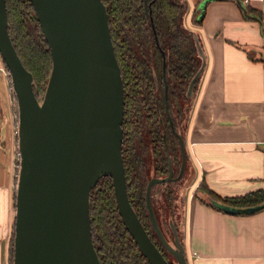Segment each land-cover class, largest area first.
<instances>
[{
  "label": "water",
  "instance_id": "1",
  "mask_svg": "<svg viewBox=\"0 0 264 264\" xmlns=\"http://www.w3.org/2000/svg\"><path fill=\"white\" fill-rule=\"evenodd\" d=\"M52 54L44 94L34 90L33 73L22 62L10 36L6 0H0V54L11 76L18 103V149L13 264H102L93 242L91 191L102 176L113 179L120 214L151 264H171L153 242L134 210L127 191L122 152L125 90L103 0H31ZM147 8V7H146ZM201 65L188 95L206 66L195 33ZM184 152V144L182 143ZM185 154L181 171L184 170ZM152 177L146 201L151 222L178 264H188L183 241L174 243L158 225L150 191L172 181ZM211 204L229 213L264 208L236 207L216 199Z\"/></svg>",
  "mask_w": 264,
  "mask_h": 264
},
{
  "label": "crops",
  "instance_id": "2",
  "mask_svg": "<svg viewBox=\"0 0 264 264\" xmlns=\"http://www.w3.org/2000/svg\"><path fill=\"white\" fill-rule=\"evenodd\" d=\"M187 3L186 23L198 33L207 59L186 131L189 169L180 186L187 262L264 264V208L229 213L204 201L210 200L206 193L194 195L203 178L222 197L264 189V0ZM243 7L253 8L251 17ZM3 67L0 54V264H9L16 123Z\"/></svg>",
  "mask_w": 264,
  "mask_h": 264
},
{
  "label": "trees",
  "instance_id": "3",
  "mask_svg": "<svg viewBox=\"0 0 264 264\" xmlns=\"http://www.w3.org/2000/svg\"><path fill=\"white\" fill-rule=\"evenodd\" d=\"M103 2L108 11L114 49L124 82L122 152L127 190L132 206L145 222L148 216L142 172L149 164L148 159L153 158L158 175L168 173L153 66L149 62L153 58L155 67L160 69L163 55L155 33L167 57L170 91L178 112L177 118L181 122L184 120V126L187 121L185 114L181 112L180 103L190 100L191 97L186 95L187 86L202 60L198 55L194 32L184 22L187 0H148L154 27L146 15L144 0ZM6 5L8 30L13 44L26 68L33 73L34 90L44 94L52 69V54L34 6L31 0H6ZM243 9L246 16H252L253 8ZM194 20L197 21L196 16ZM200 80L201 76L195 88H198ZM10 89L13 112L18 121L17 98L12 86ZM191 105V101L185 104L186 114L192 109ZM145 141H149L152 150L148 157L143 150H139V146ZM199 192L207 194L210 200L201 198L209 205H212V199L236 207L255 206L264 202V189L222 197L207 185L205 178L201 180L194 195L199 197ZM168 195L169 200H172L171 193ZM90 212L93 242L102 264H151L131 236L120 214L111 176H102L92 189ZM13 241L14 233L11 239L10 264L13 260Z\"/></svg>",
  "mask_w": 264,
  "mask_h": 264
},
{
  "label": "flooded vegetation",
  "instance_id": "4",
  "mask_svg": "<svg viewBox=\"0 0 264 264\" xmlns=\"http://www.w3.org/2000/svg\"><path fill=\"white\" fill-rule=\"evenodd\" d=\"M144 1H145L146 15H147L148 18L151 19L152 25L154 27V24H153V20L154 19H153V16L151 15V12H150V9H149V4L150 3L148 2V0H144ZM188 10H189V5H188V8H187L186 14H187ZM186 14L184 16V22L188 26V24L186 23ZM194 19H195V17L193 15V22L195 21ZM194 23H198V20L195 21ZM189 28L191 30H193L194 35H195V33H197L191 27H189ZM155 32H156V30H155ZM155 36H156L157 43L160 46L161 53L163 55L162 56V59H161L160 69L155 67V62L153 61V58H151V60H149V62L153 66V77H154V80H155L156 95H157V98H158L157 99V108H158V113H159V121H160L161 127H162V136H163V142H164V151H165V153L167 155V160H168V173L166 175H164V176H167L169 174V158H171L172 167H173V171H174L173 176L176 177L172 181L160 182V183H162L163 184V187L167 189L166 190V194H167V198L168 199H169L168 193H171L172 200H169V201L171 202V205H173L175 203V196H176V194L178 192V188L181 189L180 186H182L183 183H184V182H177V181H179L181 179H184V181H186V177H187V173H188V171H186V170L189 169L188 158H187V151H186V145H185V136H186V131H187V127H188V122H189V117H190L191 109L188 112V114H186L185 111H184V107H185V104H188L190 101L192 103L191 108L193 107L194 100H195L194 98H195V96L197 94V91H198V88H199V85H197L198 88H195L196 87V84H198L199 77H198V79L196 80V82L194 84L193 93L191 95H188V93L186 92V95L189 96V97H191L190 100L189 101L181 102L182 104L180 103L181 112L185 114L184 117H186V121H187V125L184 126V120H182V122H181L177 118L178 112L175 109V102L173 100V97H172L171 91H170L171 84H170V82L168 80L167 57H166V54H165L164 49L162 48V46L160 45V42L158 41L157 33H155ZM198 55L200 56L199 52H198ZM195 56H196V54H195ZM189 83H190V81H189ZM189 83H188V86H187V90H188V87H189ZM182 143L184 144V152H183V148H182ZM142 144L144 145V149H145V151L143 150L144 155L147 156V157H148V155L150 156V152L152 154V150H151V146H150L149 141H145ZM139 150L140 151L142 150V147L141 146H139ZM184 154H185V158H184V160H185L184 170H183V173L181 174V176L178 177V175L180 174V171H181V166H182L183 155ZM148 160H149L150 163H152L154 165L153 166L154 167L153 177H155V176H161V175H158L156 173V168H155L156 165H155V162L153 161V158L151 157V159H148ZM151 178L149 177L148 180L143 183L144 188H145V190H144L145 191V200H146L147 185H148V183L150 181L149 179H151ZM169 182H176V183H175V185H171V184H168ZM153 186H154V184L151 187L150 199H151V193H152V190H153ZM151 205H152V208H153L155 217L157 219L158 225L161 228L160 222H159V220L157 218V215H156V212L154 210V207H153L152 202H151ZM146 211H147L148 218H147V221H145V222H143L141 220V218L139 217L138 213L137 212L136 213H137L138 217L140 218V220L142 221L143 225L145 226L146 231L148 232V234L151 237V239L153 240V242L162 251V253L169 260V262H171V264H174L173 260L170 259L169 253L167 252L166 248L161 243V241H160V239H159V237H158V235L156 233V230H155V228H154V226H153V224L151 222L150 214H149V210H148V206H147V201H146ZM173 214L174 213H172V216H173ZM175 214H179V219L182 218V211H180L179 213H175ZM162 217H165V215L162 214ZM162 217H161V219H162ZM180 224H181V222H180ZM169 225H170V222H169ZM161 230H162V228H161ZM176 230H178L177 226H176ZM178 235H179V233H178ZM179 237H180V235H179ZM168 240L171 241L172 243H174V236H173V238H171V239L169 238Z\"/></svg>",
  "mask_w": 264,
  "mask_h": 264
},
{
  "label": "rangeland",
  "instance_id": "5",
  "mask_svg": "<svg viewBox=\"0 0 264 264\" xmlns=\"http://www.w3.org/2000/svg\"><path fill=\"white\" fill-rule=\"evenodd\" d=\"M9 77V88H11V76L10 73L8 74ZM13 88V87H12ZM10 93H11V89H10ZM12 97V96H11ZM12 108H13V99H12ZM14 113V112H13ZM18 118V117H17ZM15 119V117H14ZM17 120L15 119V123L17 124ZM16 130V127H15ZM142 150L145 151L144 149V145H141ZM19 149H18V135L15 132V144H14V162H13V167H14V177H15V197H16V185H17V178H18V171H19V162H20V155L18 154ZM154 165L152 163L149 162V164L147 165L146 169L142 172V177L144 179V182H146L148 180V178L153 177L154 174ZM188 171V169L186 170ZM150 180V179H149ZM183 180V181H182ZM143 182V183H144ZM177 182H185L184 179H181ZM176 182H169L168 184L171 185H175ZM185 188L179 189L178 188V192L175 196V203L173 205H171V202L169 201V199L167 198V194H166V188L163 187L162 183H156L153 186V190L151 193V202L153 204L154 210L156 212L157 218L160 222L162 231L164 232L165 236L169 239L173 238L176 226L178 228V230H176L177 234L179 233L180 235V239H183L182 236V227L180 222L182 223L181 219H179V214H175V213H179L180 211L183 212L184 210V200L183 197H181L183 195V192ZM205 197H207V195L204 194ZM16 200V198H15ZM16 207V206H15ZM175 211V212H174ZM172 213L173 216H172ZM162 214L165 215V217H162ZM174 219H172L171 217ZM162 217V219H161ZM170 218V219H169ZM170 222V225H169ZM149 224V223H148ZM180 224V225H179ZM13 233H14V229H13ZM12 239V238H11ZM14 244V241H13ZM10 247H11V243H10ZM14 249V246H13ZM167 252L169 253V257L171 260H173L174 264H178L175 257L167 250ZM10 257V256H9ZM13 259V257H12ZM10 264V263H9ZM12 264H13V260H12Z\"/></svg>",
  "mask_w": 264,
  "mask_h": 264
},
{
  "label": "built area",
  "instance_id": "6",
  "mask_svg": "<svg viewBox=\"0 0 264 264\" xmlns=\"http://www.w3.org/2000/svg\"><path fill=\"white\" fill-rule=\"evenodd\" d=\"M243 2H244V4H245V3H248L249 0H243ZM263 12H264V7H263ZM2 70H3V71H6V72L9 74V71H8L7 67H6V68L3 67ZM17 124H18V122H17ZM17 124H16V130H15L16 133L18 132V131H17V130H18V128H17ZM18 154H19V152H18Z\"/></svg>",
  "mask_w": 264,
  "mask_h": 264
}]
</instances>
